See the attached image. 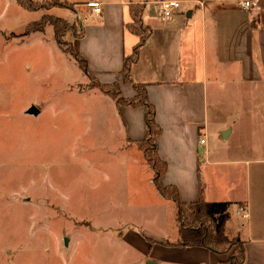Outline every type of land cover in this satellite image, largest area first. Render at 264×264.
<instances>
[{
	"label": "crops",
	"instance_id": "0c3cea01",
	"mask_svg": "<svg viewBox=\"0 0 264 264\" xmlns=\"http://www.w3.org/2000/svg\"><path fill=\"white\" fill-rule=\"evenodd\" d=\"M62 1L71 6L83 30L75 35L70 29L67 40L87 62V74H82L101 84L117 82L126 98L137 93L131 81L145 84L161 127L155 148L167 166L159 185H174L182 202L197 201L200 194L210 202H230L226 235L244 242L245 264H264V0L256 9L240 8L238 0H177L180 8L165 19L158 6L163 0H95L101 3L98 14L86 7L92 0ZM133 3L140 5L149 33L128 81L121 75L123 58L139 41L127 28ZM95 89L88 101L98 114L101 102L108 107L100 112L102 118L106 112L110 117L114 145L116 169L107 194L123 196L125 190L147 188L158 208L172 209V228L145 232L124 219V230L115 229L106 241L118 248L125 244V255L134 253L128 261L123 253L121 260L110 259L92 239V225H78L74 245L78 240L81 245L83 236L89 246L80 259L86 264H229L230 252L170 243L177 237L175 207L152 182L153 172L138 145L146 137L144 107H118L110 95ZM74 91L85 97L86 92ZM35 107L38 114L28 115V106L26 116L44 111ZM141 214L134 220H142Z\"/></svg>",
	"mask_w": 264,
	"mask_h": 264
},
{
	"label": "rangeland",
	"instance_id": "374dc122",
	"mask_svg": "<svg viewBox=\"0 0 264 264\" xmlns=\"http://www.w3.org/2000/svg\"><path fill=\"white\" fill-rule=\"evenodd\" d=\"M59 1L38 0L41 9L25 10L0 0V263L86 264V240L79 236L81 245H74L78 225H92V239L110 259L123 253L130 261L134 253L125 255V244L118 248L107 235L123 231L127 219L141 231L167 229L172 209L158 208L145 187L107 194L116 169L114 145L110 117H101L108 107L101 102L98 114L88 101L95 80L56 44L50 23L22 35L43 15L66 20V41L70 29L81 31L71 6ZM30 105L44 111L26 116ZM140 211L143 219L134 220Z\"/></svg>",
	"mask_w": 264,
	"mask_h": 264
},
{
	"label": "trees",
	"instance_id": "16d2710c",
	"mask_svg": "<svg viewBox=\"0 0 264 264\" xmlns=\"http://www.w3.org/2000/svg\"><path fill=\"white\" fill-rule=\"evenodd\" d=\"M24 9L38 10L43 7L35 0H16ZM66 2L60 0L57 5L65 6ZM67 4V3H66ZM68 7V6H67ZM130 12L132 14V21L127 25L133 33L139 35V41L136 43L131 54L123 58L124 64L121 69V75L125 80L131 81L129 69L133 62H135L139 47L145 41L149 29L143 25L141 20L140 5L133 3L130 5ZM44 17L30 21L25 26L22 35L27 36L33 31H42L43 27L50 23L55 41L58 46L65 50L69 56L76 61L79 68L84 74H87V62L79 54H77L72 46L63 39L67 27L66 20L61 17H54L53 19ZM81 31H74L75 35L82 34ZM95 80V78L92 77ZM136 95L126 98L121 95L119 91V84L117 82L101 84L97 80L94 81L93 86L103 93H107L112 97L116 106L121 105H142L144 107V121H145V138L138 142V145L143 151L145 164L152 170V182L155 183L159 193L166 199H171L175 207V222L177 227V237L170 243L179 246H205L214 252H230L227 262L229 264H245L244 256V242L238 237H229L225 233V222L230 217L229 208L230 202L215 201L210 202L204 199L200 194L197 201L182 202L177 195V188L174 185L161 187L157 182L158 178L166 171V163L159 158L156 151L157 135L161 131V127L155 120L154 105L147 99L145 84L139 82H132ZM202 188V187H201ZM170 245L169 242H166ZM232 249V250H231Z\"/></svg>",
	"mask_w": 264,
	"mask_h": 264
},
{
	"label": "built area",
	"instance_id": "2783aa9c",
	"mask_svg": "<svg viewBox=\"0 0 264 264\" xmlns=\"http://www.w3.org/2000/svg\"><path fill=\"white\" fill-rule=\"evenodd\" d=\"M236 4L243 9H256L263 7L259 0H238ZM159 12L163 19L169 18L173 12L180 8V1L177 0H163L158 2ZM86 7L90 8L93 13L98 14L101 11V3L95 0L87 1ZM201 142L204 139H200Z\"/></svg>",
	"mask_w": 264,
	"mask_h": 264
},
{
	"label": "water",
	"instance_id": "95a60500",
	"mask_svg": "<svg viewBox=\"0 0 264 264\" xmlns=\"http://www.w3.org/2000/svg\"><path fill=\"white\" fill-rule=\"evenodd\" d=\"M26 112H27L28 114L30 113V114H34V115H36V114H38L39 109L36 108L34 105H30V106H29V109H27ZM64 242H66V238H64Z\"/></svg>",
	"mask_w": 264,
	"mask_h": 264
}]
</instances>
